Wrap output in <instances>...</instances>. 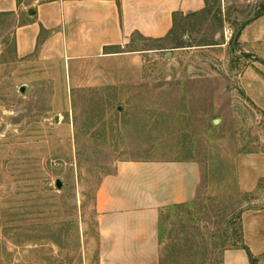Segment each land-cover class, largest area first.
Here are the masks:
<instances>
[{"label":"rangeland","instance_id":"rangeland-1","mask_svg":"<svg viewBox=\"0 0 264 264\" xmlns=\"http://www.w3.org/2000/svg\"><path fill=\"white\" fill-rule=\"evenodd\" d=\"M17 24L0 14V264H99L103 179L181 161L199 187L161 212L157 264L246 245L264 264V0H206L163 40L71 63L17 57Z\"/></svg>","mask_w":264,"mask_h":264},{"label":"crops","instance_id":"crops-1","mask_svg":"<svg viewBox=\"0 0 264 264\" xmlns=\"http://www.w3.org/2000/svg\"><path fill=\"white\" fill-rule=\"evenodd\" d=\"M206 0H0L14 15L15 53L43 61H85L123 55L135 36L163 40L175 19L201 11ZM200 182L192 161L135 162L118 167L95 195L99 264H157L163 210L191 202ZM246 245L224 251L221 264H254Z\"/></svg>","mask_w":264,"mask_h":264},{"label":"water","instance_id":"water-1","mask_svg":"<svg viewBox=\"0 0 264 264\" xmlns=\"http://www.w3.org/2000/svg\"><path fill=\"white\" fill-rule=\"evenodd\" d=\"M24 91H25V89H24V87H22V88L20 89V92H21V93H24ZM217 122H218V121H215V124H217ZM56 187H57V189H60V188H61V183H60L59 181H56Z\"/></svg>","mask_w":264,"mask_h":264}]
</instances>
